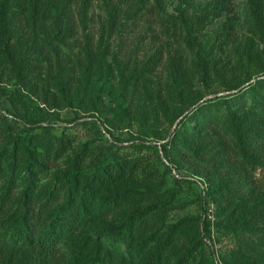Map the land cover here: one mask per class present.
<instances>
[{"label": "rangeland", "instance_id": "obj_1", "mask_svg": "<svg viewBox=\"0 0 264 264\" xmlns=\"http://www.w3.org/2000/svg\"><path fill=\"white\" fill-rule=\"evenodd\" d=\"M253 1L258 19L250 0H9L2 17L7 44L0 37V120L7 115L31 129L3 141L0 151L22 148L25 136L50 140L67 125L68 154L83 148L85 166L109 144L142 152L155 146L168 165L160 146L171 142L177 169L165 175L166 189L173 176L191 183L181 182V194L159 220L185 221L176 243L192 249L188 264H264V228L226 226L250 190L236 164L227 111L247 109L249 131L264 134V87L253 90L256 102L244 93L264 79V0ZM132 5L138 8L126 15ZM72 78L68 95L60 88ZM235 93L240 98L229 97ZM36 119L43 121L27 124ZM6 159L0 157V192L19 173ZM258 161L255 173L264 183V154ZM52 170L29 191L47 205L42 212L62 198L48 182ZM23 189L18 179L17 194ZM122 255L125 264H141V254Z\"/></svg>", "mask_w": 264, "mask_h": 264}, {"label": "trees", "instance_id": "obj_2", "mask_svg": "<svg viewBox=\"0 0 264 264\" xmlns=\"http://www.w3.org/2000/svg\"><path fill=\"white\" fill-rule=\"evenodd\" d=\"M8 1L0 0V37L5 44L8 39L2 17ZM250 4L258 19L254 1L250 0ZM136 8L137 5H132L125 14H134ZM13 67L16 77H19L20 61L15 59ZM125 70L124 65L118 67L123 83ZM75 87L72 78L60 89L64 88L63 91L69 95ZM259 87H264V79L245 89L250 102L258 100L253 90ZM238 96L235 93L229 97ZM227 98H221L220 103L225 104ZM5 114L10 115L8 112ZM191 114L184 117L178 127L187 122ZM227 114L232 149L237 155L236 164L250 190L245 202L239 203L231 212L233 218L226 226L232 231L264 228V183L255 173L258 158L264 154V134L249 131L247 109L240 114L229 109ZM41 121L36 119L27 124L31 126ZM67 127L61 126L60 134L50 140L37 141L36 137L25 136L22 148L0 151V157L6 155V162L19 169V173L7 178V183L1 187L0 264H125L127 260L122 255L123 251L128 256L141 254V264H188L187 255L192 249H187L183 242L180 245L176 243L182 240L177 230L185 221L165 225L159 220L165 206L171 205L181 194V182L191 183L183 177L173 176L172 189H166L165 175L177 169L169 156L172 143L160 146L168 165L155 146H141L151 150L142 152L109 144L110 151L90 158L91 163L85 166L83 148L68 154L71 145L70 138L65 135ZM30 129L3 115L0 144L7 139L17 140L20 133L29 134ZM196 154L199 156L200 153ZM60 162L64 163L63 170L57 167ZM49 169L53 170L48 175V182L53 181L56 197L62 191V198L42 212L41 209L47 205L37 198L32 200L29 191L39 184L40 174ZM18 179L24 187L19 195ZM162 194L164 198L160 197ZM209 195L204 193L202 215L206 214ZM202 235L205 238L204 230ZM200 243L202 237L199 232L195 246Z\"/></svg>", "mask_w": 264, "mask_h": 264}, {"label": "water", "instance_id": "obj_3", "mask_svg": "<svg viewBox=\"0 0 264 264\" xmlns=\"http://www.w3.org/2000/svg\"><path fill=\"white\" fill-rule=\"evenodd\" d=\"M190 111H191V110H190ZM190 111H189V112H190ZM176 124H177V122L175 123V125H176ZM170 135H171V133H170Z\"/></svg>", "mask_w": 264, "mask_h": 264}]
</instances>
